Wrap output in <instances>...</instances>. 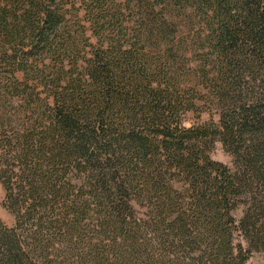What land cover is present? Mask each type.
Instances as JSON below:
<instances>
[{
  "label": "trees",
  "instance_id": "obj_1",
  "mask_svg": "<svg viewBox=\"0 0 264 264\" xmlns=\"http://www.w3.org/2000/svg\"><path fill=\"white\" fill-rule=\"evenodd\" d=\"M0 182V264L264 254V0H0Z\"/></svg>",
  "mask_w": 264,
  "mask_h": 264
},
{
  "label": "rangeland",
  "instance_id": "obj_2",
  "mask_svg": "<svg viewBox=\"0 0 264 264\" xmlns=\"http://www.w3.org/2000/svg\"><path fill=\"white\" fill-rule=\"evenodd\" d=\"M216 120L219 119L218 116H214ZM210 119L209 113H204L202 115L201 121H208ZM196 118L193 115H189L186 120V124L191 126L196 122ZM212 157L218 161H221L229 166L233 165V157L227 153L221 143H217L216 147L212 153ZM4 199V189L0 182V217L8 224L13 223V217L4 209L2 203ZM237 217H241V211L237 212ZM247 264H264V254L262 252H254L249 259Z\"/></svg>",
  "mask_w": 264,
  "mask_h": 264
}]
</instances>
